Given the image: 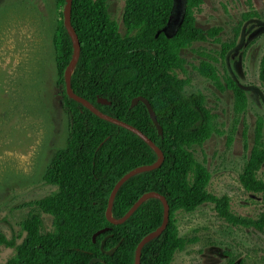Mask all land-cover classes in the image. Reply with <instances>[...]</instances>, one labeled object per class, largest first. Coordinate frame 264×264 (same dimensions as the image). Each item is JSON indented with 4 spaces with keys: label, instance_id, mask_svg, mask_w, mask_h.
Instances as JSON below:
<instances>
[{
    "label": "trees",
    "instance_id": "trees-1",
    "mask_svg": "<svg viewBox=\"0 0 264 264\" xmlns=\"http://www.w3.org/2000/svg\"><path fill=\"white\" fill-rule=\"evenodd\" d=\"M60 3L64 4V0ZM203 3L204 0H185L182 19L169 35L166 29L175 0H126V33L122 35L107 0H73L72 24L81 41L80 59L72 76L74 90L103 112L139 128L165 154L159 168L129 179L114 202L115 217L123 216L146 191H158L169 202L168 226L143 247L141 264H172L175 253L186 246L176 214L194 212L204 203L215 204L229 223L264 230V209L255 218L238 215L231 209L230 196H217L208 190L211 173L192 151L193 146L203 145L214 133H220L215 115L205 104V95L188 93L189 80L179 74L185 71L182 52L195 42L218 40L222 31L220 27L198 26L196 12ZM53 44L58 86L70 124L66 148L55 155L44 175V181L57 189L36 202L42 211L53 216V229L43 231L42 217L36 212L21 222L26 232L21 243L0 232V246L15 248V255L7 264H89L94 257L100 258L95 264H134L141 239L162 223V202L157 198L146 200L122 224L109 222L105 210L118 179L136 166L154 162L157 155L136 134L98 117L68 97L63 74L73 43L63 19L58 23ZM235 45V41L223 44L222 58ZM197 70L221 90L232 91L236 113L247 109L248 95L237 79L226 74L223 84L218 68L206 60ZM259 78L264 86V54ZM136 96L150 101L163 135L143 102L131 107ZM99 97L111 104L98 102ZM263 128L264 121L259 118L240 182L247 191L264 197V179L259 177L264 166ZM232 142L230 135L228 144ZM105 228L94 240V234ZM118 243L113 254L104 251Z\"/></svg>",
    "mask_w": 264,
    "mask_h": 264
},
{
    "label": "rangeland",
    "instance_id": "rangeland-1",
    "mask_svg": "<svg viewBox=\"0 0 264 264\" xmlns=\"http://www.w3.org/2000/svg\"><path fill=\"white\" fill-rule=\"evenodd\" d=\"M125 1L107 0L122 35L126 33ZM184 4L185 0H175L166 29L169 35L182 19ZM196 17L198 26L222 31L218 40L195 42L185 49V71L179 74L189 80L188 93L205 95L220 133L192 151L211 173L208 190L230 196L234 213L255 218L264 209V197L247 191L240 175L258 120L264 121V86L259 78L264 0H204ZM61 19L60 0H0V232L18 244L26 235L21 222L33 213H40L43 231L53 229V216L36 202L57 189L44 181V175L55 155L66 148L70 133L53 44ZM234 41L235 47L222 58L223 44ZM204 60L218 68L223 84L229 74L246 90L243 113L235 112L231 90H221L199 73L197 66ZM259 177L264 179V166ZM176 217L186 246L175 253L172 264H264V230L229 223L213 203H204L194 212H178ZM14 255V247L0 246V264H7Z\"/></svg>",
    "mask_w": 264,
    "mask_h": 264
},
{
    "label": "water",
    "instance_id": "water-1",
    "mask_svg": "<svg viewBox=\"0 0 264 264\" xmlns=\"http://www.w3.org/2000/svg\"><path fill=\"white\" fill-rule=\"evenodd\" d=\"M72 5H73V0H64L63 23H64V26H65V28H66V30H67V32H68V34L72 40V43H73V53H72V56H71V58L67 64V66L64 70V74H63L64 81H65V89H66V93H67L68 97L79 102L85 108L89 109L91 112L96 114L98 117H100L106 121H109L113 124H116L120 127H123L125 129L131 131L132 133L136 134L137 136L142 138L155 151V153L157 155V158L154 162L136 166V167L130 169L129 171H127L121 178L118 179V181L115 183V185L111 191V194H110L109 200H108V205H107V208L105 210V215H106L109 222H111L112 224H122V223L126 222L132 216V214L146 200H148L150 198H157L162 202V204H163V220H162V223L156 229H154L151 232H149L148 234H146L141 239L139 244L137 245V248L135 251L134 264H141V256H142L143 247L148 242H150L153 239H155L156 237L160 236L163 233V231L166 229V227L168 226V223L170 220L169 202H168L166 196L164 194L158 192V191H155V190L146 191L138 198V200L136 202H134V204L121 217H115L113 214L114 202H115V198H116L118 191L129 179H131L133 176H135L137 174L159 168L165 160V154L162 151V149L157 145V143L155 141H153L150 137H148L145 133H143L139 128H137L136 126L126 122L125 120H122L120 118H117L115 116H112L110 114L103 112L102 110L97 108L90 100L79 95L74 90V88L72 86V76L75 72V68H76L78 61L80 59L81 41L79 39V36H78V33H77L75 27L72 24ZM98 102L103 103V104H111V102L109 100L102 98V97L98 98ZM139 102H143L147 106L149 114H150L153 122L157 126L159 134L163 135V128L157 119L156 113H155L150 101L143 96H136L132 99L131 107H134ZM106 230H107V228L96 232L93 236L94 240L100 232H103ZM106 239H107V237H105L102 240V243H101L102 249L104 248ZM119 245H120V243H118L112 249L104 250V251L108 254H113L117 250ZM98 261H100V258L94 257L89 261V264H95Z\"/></svg>",
    "mask_w": 264,
    "mask_h": 264
}]
</instances>
